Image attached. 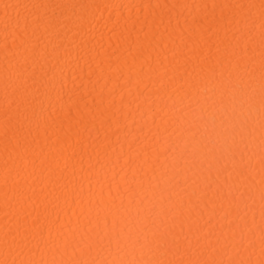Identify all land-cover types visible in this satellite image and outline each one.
Segmentation results:
<instances>
[{"label": "bare ground", "instance_id": "6f19581e", "mask_svg": "<svg viewBox=\"0 0 264 264\" xmlns=\"http://www.w3.org/2000/svg\"><path fill=\"white\" fill-rule=\"evenodd\" d=\"M0 264H264V0H0Z\"/></svg>", "mask_w": 264, "mask_h": 264}, {"label": "snow or ice", "instance_id": "6c2138e0", "mask_svg": "<svg viewBox=\"0 0 264 264\" xmlns=\"http://www.w3.org/2000/svg\"><path fill=\"white\" fill-rule=\"evenodd\" d=\"M19 175V174H18Z\"/></svg>", "mask_w": 264, "mask_h": 264}]
</instances>
